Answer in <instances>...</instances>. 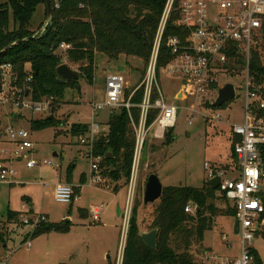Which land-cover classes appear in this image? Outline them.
<instances>
[{"label":"rangeland","instance_id":"374dc122","mask_svg":"<svg viewBox=\"0 0 264 264\" xmlns=\"http://www.w3.org/2000/svg\"><path fill=\"white\" fill-rule=\"evenodd\" d=\"M43 8L44 5H39L32 16L31 27L35 31L45 21ZM57 52L61 56V64L65 63L80 74L75 83L78 90L68 88L54 114L63 122L62 125L32 130L31 119L45 118L46 114L26 107L16 108L9 103H0V120L16 129L22 127L28 130L29 140L34 146L33 150L23 153L22 160H18L13 154L17 147L0 136V160H7L15 173L11 177V183L0 184V214L8 209L19 211L22 204L24 209H28L31 204L33 213L47 216L45 221L57 224L65 222L69 228L66 232L31 236L32 228L28 225H16L12 228L0 226L6 244L3 246L0 242V264H117L124 238L121 229L123 224L128 228L127 220L133 206L137 205L140 231H149V221L159 200L143 203L145 183L150 173L157 175L162 186L200 188L208 180L205 162L209 167L220 170L228 171L235 167L236 161L232 157L230 140L227 137L230 125L243 120L245 98L238 89V78L221 75V85L231 82L237 89V96L228 101L225 107L197 106L196 112L192 114V124H189L191 113L186 103L177 104L178 115L172 128V141L165 144L164 139L154 140L148 136L139 155L136 176L132 178L131 168L128 181H112L107 178L106 183L91 184L90 161L85 156V148L77 143V136L70 134V128L73 124L88 125L94 120L91 103L102 99V84L107 74L121 75L127 82L126 89H131L141 79L145 65L137 57L122 55L114 59L97 53L92 83H89L79 70L81 64L70 63L64 48H59ZM9 76V72H6L3 85L6 94L12 92ZM161 85L169 100V95L178 85V79L161 78ZM110 111L104 109L95 116V120L103 128H107ZM13 114L17 116L13 117ZM216 114L221 117L217 122L205 118H212ZM58 130H61L59 134L56 133ZM30 158L36 159L39 165L27 168L25 162ZM43 161L50 164L44 165ZM84 178L85 181L82 182L81 179ZM58 181L78 188V199L72 204L54 199V187ZM130 185L133 187V194L128 199ZM216 195L219 196L220 193L217 192ZM214 203L217 208L225 207L221 199H216ZM93 204L102 207L99 221H93L88 215L87 210ZM228 204L232 207L231 201ZM118 210H121L120 214H117ZM232 227L233 218L217 211L212 220V229L204 232L202 241L195 242L192 239L189 251L195 260L200 262L202 256L208 252L222 257L237 255L238 237L233 233ZM227 244L230 246L227 247ZM170 245L177 253L182 252L185 248L182 235L179 238L173 236ZM251 245L261 264H264V235L255 236Z\"/></svg>","mask_w":264,"mask_h":264},{"label":"built area","instance_id":"2783aa9c","mask_svg":"<svg viewBox=\"0 0 264 264\" xmlns=\"http://www.w3.org/2000/svg\"><path fill=\"white\" fill-rule=\"evenodd\" d=\"M173 11L177 18L171 25L180 27L184 34L182 37L173 34L165 38L164 43L169 58L164 66L158 67V55L164 31ZM68 47L66 44H60V48ZM254 52L264 57V0H166L149 59L138 84L125 99L124 92L127 85L125 79L119 74H107L103 80L102 99L91 103L94 120L92 119L87 125L85 132L77 135V143L85 148V156L90 161L89 183H106L100 172L102 158L93 153V146L107 128L103 129L95 120V116L104 109L125 108L129 111L130 107L137 106L140 113L138 121L133 123L135 134L133 178L137 175L139 155L147 137L162 140L165 132L175 126L178 115L177 104L186 103L191 113L188 123L192 124L194 119L192 114L196 112L197 106L213 107L212 103L217 97L218 88L225 84L219 83L221 75L239 79L238 89L245 98L243 120L238 124H231L230 127L236 165L227 171L211 168L207 162L204 163L208 180L220 176L218 192L232 202L233 221L238 222V233L235 234L238 237V254L234 257H222L214 252H208L202 256L200 261L202 264H255L251 253L253 248L251 242L255 236L264 232V159L262 157L264 117L259 115L264 109V92L263 86L255 82V76L251 73L250 65ZM9 69V64L0 65L2 76L0 103H9L16 108L26 107L34 112L49 115L51 98L34 102L23 95L20 88L13 87H11L12 92L4 93V76ZM161 78L178 79V85L174 91L172 90L169 100L164 95ZM232 85L235 98L237 89L233 83ZM140 88L143 90L142 101L139 104L131 103V96ZM150 110H156V114L153 121L147 124ZM205 118L216 122L221 119L219 114ZM0 136L13 142L17 147L13 154L18 160L23 159V153L34 149L33 143L29 140L28 130L22 127L16 129L0 120ZM25 164L27 168H33L39 165V162L30 158ZM43 164L47 165L50 162L43 161ZM14 174L7 160H0V184L11 183ZM132 194L133 187L130 185L128 199ZM77 198L74 186L70 183L55 184L54 199L57 202L70 204ZM22 208L24 209V205ZM184 211L194 214L195 207L187 204ZM89 212L93 221H99L102 207L93 204ZM19 218L22 224L30 226L32 230L37 224L46 220L41 213L33 216L22 213ZM126 219L127 212L125 223ZM121 232L124 238L117 264L122 263L120 257L122 258L121 252L123 255L127 233L124 224ZM225 238L226 236L223 235L224 240ZM229 246L230 244H227V247Z\"/></svg>","mask_w":264,"mask_h":264},{"label":"trees","instance_id":"16d2710c","mask_svg":"<svg viewBox=\"0 0 264 264\" xmlns=\"http://www.w3.org/2000/svg\"><path fill=\"white\" fill-rule=\"evenodd\" d=\"M52 13L48 24L42 30L44 21L37 31L31 27V19L44 0H0V65L9 64L10 87L20 88L22 94L34 102L51 98V113L45 118L31 119L32 130L58 127L63 122L55 117V112L62 102L68 88L78 90V85L61 80L56 68L61 64L57 50L60 44L69 47L65 56L70 63L81 64L79 70L83 77L92 83L95 55L101 53L117 59L119 56L137 57L147 64L158 22L166 0H50ZM176 6V3L175 5ZM177 18L173 11L164 31V37L158 55V67L164 66L169 56L165 47L168 35L183 36V31L171 23ZM44 19V20H45ZM25 40L10 46L17 40ZM254 52L251 59V73L255 82L263 86L264 92V57ZM264 56V53H263ZM144 72V71H143ZM0 70V80H1ZM138 84V83H137ZM126 89L124 98L132 90ZM143 90H136L130 98L131 103L142 101ZM227 103L221 107H225ZM213 108V107H212ZM137 106L111 110L107 130L94 144L93 153L101 156L100 172L112 181L129 180L135 147L133 123L139 118ZM156 110H150L147 124H150ZM17 115V114H16ZM264 117V109L259 113ZM15 116L14 114L12 115ZM87 129V124L76 123L70 128V134L77 136ZM61 130L56 131L59 134ZM172 129L165 132L163 143L169 144L173 136ZM231 153L233 145L231 142ZM109 157H108V156ZM264 159V153H262ZM235 158V157H234ZM82 182L85 181L81 179ZM218 189L210 188L206 182L200 188L190 186H163L162 193L149 223V230H158L156 248L150 249L140 238L137 220V205L133 206L128 220L121 264H202L195 260L189 251L192 239L202 241L203 234L212 229V220L217 211L233 217L234 210ZM74 193L78 188L74 186ZM78 195V194H77ZM221 199L225 207L217 208L214 201ZM72 204V203H70ZM187 204L194 205V214L186 213ZM31 212V211H30ZM22 212L7 210L5 221L0 226L13 224L23 226L19 221ZM192 225L191 228L188 227ZM0 228V229H1ZM68 223L42 221L32 230L31 236L50 232H66ZM182 235L184 250L177 253L170 245L173 236ZM264 235V232L261 233ZM5 235L0 231V242L5 244ZM255 264H261L254 248L251 249ZM111 264V263H109Z\"/></svg>","mask_w":264,"mask_h":264},{"label":"water","instance_id":"95a60500","mask_svg":"<svg viewBox=\"0 0 264 264\" xmlns=\"http://www.w3.org/2000/svg\"><path fill=\"white\" fill-rule=\"evenodd\" d=\"M44 4H45L47 16L44 21V26L42 27V30L48 24L51 13H52L50 0H44ZM31 39H33V36L28 37L24 40H17L10 46H13L25 40H31ZM56 74L61 80L67 81L69 83H73L74 81H77L78 78L80 77V74L77 71L72 70L65 63L60 64L56 68ZM233 98H234V87L232 83L227 82L222 87L218 88L217 97L212 103V106L215 108L221 107L224 103L232 100ZM219 182H220V176H215L207 180L206 184L212 189H217ZM162 187L163 186L160 183L157 175L155 173H150L145 183V188H144V193H143V203L148 204V203H153L154 201L158 200L162 193ZM195 210H197V208ZM233 233L234 234L238 233V222L237 221H234ZM157 234H158V230L154 228L149 231H142L140 233V238L144 242V244L148 246L150 249H155L156 242H157Z\"/></svg>","mask_w":264,"mask_h":264},{"label":"crops","instance_id":"0c3cea01","mask_svg":"<svg viewBox=\"0 0 264 264\" xmlns=\"http://www.w3.org/2000/svg\"><path fill=\"white\" fill-rule=\"evenodd\" d=\"M39 7V6H38ZM102 86H103V84H102ZM17 115L15 114V116L14 117H16ZM230 127H231V125H230ZM104 129V128H103ZM1 138H4V140L6 139L5 137H1ZM230 141V145H231V142H232V137H231V130L229 129V134H228V137H227ZM7 140V139H6ZM55 156H56V154H54ZM236 161V160H235ZM90 173H91V171H90ZM107 181V180H106ZM58 182H61V181H58ZM57 182V183H58ZM67 183V182H66ZM78 199V198H77ZM76 199V200H77ZM75 201V200H74ZM22 206H23V204H22ZM90 208V207H89ZM9 210V209H8ZM22 212V213H25L27 216H33V215H36L35 213H33V210H32V208H31V204H29L28 205V209H26L25 208V210H22V208H21V210H19V212ZM31 211V212H30ZM88 211V215L89 216H91L90 215V212H89V210H87ZM120 212H121V210H118V212H117V214H120ZM5 213L6 212H4V213H2V214H0V220L2 221V222H4L5 221V217H4V215H5ZM40 214V213H39ZM45 215V214H44ZM46 216V215H45ZM233 218V217H232ZM46 219H47V216H46ZM19 221H20V218H19ZM21 222V221H20ZM233 225H234V221H233ZM6 228H8V227H13V226H16V225H13V224H5L4 225ZM25 225H23V226H20V227H24ZM25 227H27V226H25ZM233 228V227H232ZM25 229V228H24ZM6 244H4L3 246H5ZM236 256V255H235ZM229 257H234V256H229ZM110 263V262H109ZM109 263H107V264H109ZM60 264H67V263H60Z\"/></svg>","mask_w":264,"mask_h":264}]
</instances>
